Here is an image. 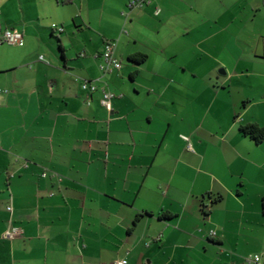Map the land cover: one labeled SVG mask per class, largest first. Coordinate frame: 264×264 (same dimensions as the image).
<instances>
[{"label": "crops", "instance_id": "crops-1", "mask_svg": "<svg viewBox=\"0 0 264 264\" xmlns=\"http://www.w3.org/2000/svg\"><path fill=\"white\" fill-rule=\"evenodd\" d=\"M129 1L0 0V264H264V0Z\"/></svg>", "mask_w": 264, "mask_h": 264}, {"label": "built area", "instance_id": "built-area-1", "mask_svg": "<svg viewBox=\"0 0 264 264\" xmlns=\"http://www.w3.org/2000/svg\"><path fill=\"white\" fill-rule=\"evenodd\" d=\"M156 0H130L127 8L129 10L132 9H139L146 7L152 3H154ZM155 15L159 14V10L156 9L154 12ZM0 44H5L8 46H17L20 47L23 45V35L17 30H10L6 29L4 31H0ZM114 49L115 44L111 42H106L103 46L102 52L100 54V64H99V70L102 74H107L112 71H118L121 69V63L116 59L114 56ZM38 60L42 61V57H39ZM98 80L88 81L84 80L81 82V89L84 92H87L88 94H93L95 92H100L101 99L99 101L100 105L103 108L109 109L112 99H114L116 96L108 91L104 86L98 85ZM187 148L190 149V145H187ZM46 175L43 174L42 177H45ZM7 211H11V208L8 207ZM19 233L18 230L12 229L11 232H7L4 235V238H12L13 236L17 235ZM211 237H214V232L210 233ZM245 264H261V257L259 255H250L245 258L244 260ZM116 264H126L125 261H119Z\"/></svg>", "mask_w": 264, "mask_h": 264}, {"label": "trees", "instance_id": "trees-1", "mask_svg": "<svg viewBox=\"0 0 264 264\" xmlns=\"http://www.w3.org/2000/svg\"><path fill=\"white\" fill-rule=\"evenodd\" d=\"M146 59H147V55L136 53L129 57L128 62L133 63L135 65H141L146 61ZM238 131L242 136L248 137L257 145L264 142V124L258 125L255 123H249L246 125L239 126ZM220 199H221L220 197H217L216 200L218 201ZM203 214L206 213L203 212ZM171 218L173 217L170 216L169 214H163L161 217V219L163 220H170Z\"/></svg>", "mask_w": 264, "mask_h": 264}, {"label": "rangeland", "instance_id": "rangeland-1", "mask_svg": "<svg viewBox=\"0 0 264 264\" xmlns=\"http://www.w3.org/2000/svg\"><path fill=\"white\" fill-rule=\"evenodd\" d=\"M261 106L259 104H255V106H253V108L251 109V113L254 114L256 116V118H258V120H262V117H261V111H260V108ZM263 122L264 124V121H261Z\"/></svg>", "mask_w": 264, "mask_h": 264}]
</instances>
